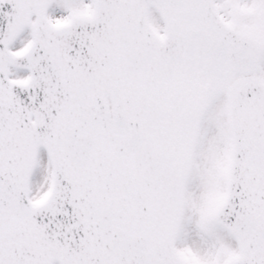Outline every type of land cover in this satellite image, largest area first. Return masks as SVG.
<instances>
[{"label":"snow or ice","instance_id":"snow-or-ice-1","mask_svg":"<svg viewBox=\"0 0 264 264\" xmlns=\"http://www.w3.org/2000/svg\"><path fill=\"white\" fill-rule=\"evenodd\" d=\"M0 264H264V0H0Z\"/></svg>","mask_w":264,"mask_h":264}]
</instances>
